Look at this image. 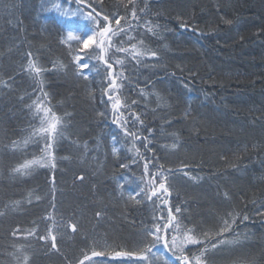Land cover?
<instances>
[{
	"label": "trees",
	"instance_id": "trees-1",
	"mask_svg": "<svg viewBox=\"0 0 264 264\" xmlns=\"http://www.w3.org/2000/svg\"><path fill=\"white\" fill-rule=\"evenodd\" d=\"M127 2L102 0L97 10L124 16ZM62 3L76 7L74 0ZM135 7L139 21L131 20L130 5L132 30L114 39L119 44L132 37L138 46L142 40L157 56L146 55L138 64L115 53L113 71L123 75L110 101L105 65L93 59L95 68L77 74L69 47L60 43L66 37L63 16L44 0H0V80L8 84H0V264H17L13 245H24L31 264H79L85 253L91 255L93 239L134 250L145 227L162 222L161 216L166 221L169 208L198 233L218 231L221 217L238 212L226 236L239 243L210 250L208 264H264V0H135ZM29 52L45 69L39 77L25 71ZM117 58L125 60L123 67ZM43 93L63 120V134L47 150L51 155L43 139L24 144L43 115L27 105ZM116 97L123 107L114 114ZM125 127L139 137V155ZM40 156L44 166L29 175L11 172ZM149 161L150 172L168 177L170 195L149 200L140 192ZM14 201L20 202L15 209ZM49 214L62 222L59 250L38 239L52 223ZM69 223L77 225L75 233ZM17 228L21 233L14 237ZM33 228L38 235L27 236ZM203 247L186 251L198 255ZM153 251L179 264L163 243ZM92 261L143 264L135 256Z\"/></svg>",
	"mask_w": 264,
	"mask_h": 264
},
{
	"label": "snow or ice",
	"instance_id": "snow-or-ice-1",
	"mask_svg": "<svg viewBox=\"0 0 264 264\" xmlns=\"http://www.w3.org/2000/svg\"><path fill=\"white\" fill-rule=\"evenodd\" d=\"M74 3L76 7L72 9L70 7H65L62 0H44L45 7L59 13L67 21L65 28L66 37H62L60 43L66 44L69 47V55L72 56V62L78 69L77 74H84L86 69L95 68V66L91 64L93 59L106 66L105 70L110 79V83L105 93L109 96V100L112 101L116 90L121 87V84L118 82V76L123 75L122 73L118 74L113 71V63L110 62L112 56L115 55V53H123L126 57H131L132 60H135L139 64L142 62V57L146 55L156 57L157 52L142 47V40L139 41L141 46H138L137 43L132 42V37H129L127 41L121 40L119 44H117L114 39L120 36H128V33L132 30V24L129 22V17L127 15L130 5L131 20L139 21L135 0H128L127 4L124 5L126 10L124 16L117 15L116 13L110 16L103 10L98 11L97 5L101 4L102 0H74ZM140 11L143 12L144 9H140ZM113 19L115 20L116 27L112 26ZM77 20L83 21L84 24L81 25L76 23ZM226 22L230 23V21ZM144 26L148 31H153L150 22H146ZM125 43H127V47L124 46ZM113 49L115 50L114 52ZM28 56L29 60L25 71L34 74V77H39L45 69L34 62L31 58V52L28 53ZM115 64L123 67L125 60L117 58ZM61 67H63V65H61ZM0 84L8 87L5 81L0 80ZM47 96V93H43L42 97H38L36 100H33L30 105H27L29 109H34V114L43 113V115L39 117V127L33 128L30 135L25 138L24 144H28L34 138L43 139L45 143L44 151L46 155H51L47 150L51 149L53 147L52 142L63 134V120L52 110L49 104L45 103ZM21 99H23V97H21ZM133 103H135V101H133ZM122 107V101L116 97L112 103L114 114L120 111ZM135 119L139 120L140 118L137 115ZM116 122L117 121L114 120V123ZM141 123H143V121H141ZM121 126L123 127L124 125ZM125 135L133 137L132 148H136L134 141L139 139V137L126 127ZM16 144L17 142L13 141V147H15ZM146 146L147 145H145V147ZM172 147L175 148L176 144L174 143ZM132 148H130L129 151H132ZM116 151L117 149L113 148L114 154ZM136 154H140L138 148H136ZM44 163L45 156L30 160L25 159L23 163H19L16 167L11 169V172L20 176H26L30 174V171L35 166H44ZM148 163H150V161L144 165V175L141 177L143 187H141L140 192L145 193L149 200H152L153 197H158L161 193L170 195L171 185L168 183V177L163 172H150ZM120 167L125 168L126 165L121 164ZM161 168H163V165H161ZM185 175H187V173H185ZM80 179L83 180V177H80ZM29 195L31 196V193ZM137 195H140V193L136 195L130 194L129 199L136 200ZM225 195L227 196V193ZM36 198L40 199V197ZM136 202L139 203L138 200ZM19 203V201L12 202L13 209H15ZM162 203L167 205L169 202L167 199H164ZM176 212H181V209L177 207ZM4 214L3 211H0V216ZM96 216L100 217L101 213L97 212ZM238 216V212L235 214L233 212H228L226 217H221L222 222L220 223L218 231H204L198 233L196 228L183 225L181 220L174 215L171 208H169L166 221L164 217L161 216L160 220L162 222L154 223L151 228L145 227L141 235V241L134 250H125L119 245H110L106 239L103 241L93 239L91 241V255L89 256L85 253L83 259L79 261V264H85V261H88L89 264H93V257H104L106 255L116 258L135 256L139 261L143 262V264H157L158 261H163V264H168L167 259H165L163 255H158L153 251L156 245L161 243H163L164 248L171 252L176 260L179 261V264H208L207 254L210 250H216L225 245H235L239 243L238 239L230 240L226 236V234H230L233 231V225L236 223ZM46 219L51 220L52 223L47 227L45 235H38L37 229L33 228L27 231V236L38 235V239L41 241L47 242L50 240L51 248L59 250L57 235L62 222H57L52 214H49ZM243 219L247 220L248 216L244 215ZM68 227L71 228L73 233L77 231V225L74 223H69ZM20 233L21 230L17 228L12 231L11 235L15 237ZM27 236L25 238H27ZM201 244L205 245V247L200 250L198 255H189L186 251L189 245ZM13 247L16 251L12 253V255L17 261V264H31L30 256L23 250L24 245H13ZM97 248L100 250L97 251ZM117 248H120V250H116ZM232 264H248V262L241 260L239 262L233 261Z\"/></svg>",
	"mask_w": 264,
	"mask_h": 264
}]
</instances>
